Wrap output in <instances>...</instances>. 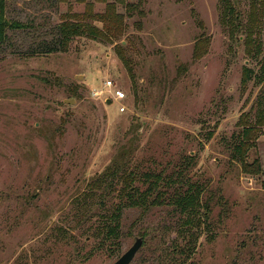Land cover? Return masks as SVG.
I'll return each instance as SVG.
<instances>
[{
    "label": "rangeland",
    "instance_id": "1",
    "mask_svg": "<svg viewBox=\"0 0 264 264\" xmlns=\"http://www.w3.org/2000/svg\"><path fill=\"white\" fill-rule=\"evenodd\" d=\"M141 1L129 14L116 0H7L25 27L0 45V264H111L138 236L132 264H160L173 206L125 208L119 251L105 223L162 169L206 185L208 225L187 264H264V81L245 75L264 64V0ZM111 2L126 15L120 39L35 53L59 48L63 20ZM108 79L127 99L94 96Z\"/></svg>",
    "mask_w": 264,
    "mask_h": 264
},
{
    "label": "trees",
    "instance_id": "2",
    "mask_svg": "<svg viewBox=\"0 0 264 264\" xmlns=\"http://www.w3.org/2000/svg\"><path fill=\"white\" fill-rule=\"evenodd\" d=\"M116 1L125 4L127 12L131 14L138 7L141 0H139L138 4L127 3L126 0ZM115 6L116 2H111L108 4L107 11L104 13L90 14V12L88 13L86 11L72 15L73 19L63 20L58 25L61 44L59 48L44 44V47L40 46V50H36L35 53H52L59 49L64 51L67 49L69 43L75 37L79 36L100 37L111 43L120 39L125 35L127 30L126 15L124 13H118ZM7 9V0H0V45L5 44L9 39L10 30L25 27V24L19 21H11L7 16ZM89 18L101 22L102 27L91 23ZM117 47L119 48L118 54L127 66L131 78H135L133 65L124 54L125 46L118 44ZM245 73L246 79L255 77L264 81V64L261 66V75L255 74L251 68H247ZM77 90V88L71 89L72 95H77ZM251 130L252 126L243 127L239 136V142L236 144L237 151L240 152L244 147V140L249 136ZM236 158L242 160L238 156ZM257 169H260V164L257 165ZM143 176L146 181L150 182L148 187L140 193L137 190L133 192L129 188L126 198L118 203L114 212L111 214L110 222L105 223L107 224L106 228L107 233H109V238H114V241H116L115 243L111 242L113 244L111 249L114 248L112 250L114 252L119 251L121 248L119 235L121 231L122 213L125 208L136 206L146 208L152 205L160 206L167 203L173 206L174 210L179 212L181 217L179 218L180 222L177 224V237L173 239L170 250L159 256L160 264H187L198 248L199 239L203 232L202 226L204 224L208 225L207 220L211 211L210 205L207 201H203L206 185L192 181L184 173L183 169H179L172 174H165V169L159 172L147 171ZM213 237L211 234L210 239Z\"/></svg>",
    "mask_w": 264,
    "mask_h": 264
},
{
    "label": "built area",
    "instance_id": "3",
    "mask_svg": "<svg viewBox=\"0 0 264 264\" xmlns=\"http://www.w3.org/2000/svg\"><path fill=\"white\" fill-rule=\"evenodd\" d=\"M94 96L102 98L104 102H106L107 99L112 100H118L123 101L127 99V94L124 92V90L118 88L112 80L108 79L104 81L103 88L100 90L94 91ZM126 108L125 104H120L119 110L124 111Z\"/></svg>",
    "mask_w": 264,
    "mask_h": 264
},
{
    "label": "water",
    "instance_id": "4",
    "mask_svg": "<svg viewBox=\"0 0 264 264\" xmlns=\"http://www.w3.org/2000/svg\"><path fill=\"white\" fill-rule=\"evenodd\" d=\"M106 103L110 104L111 100L107 99ZM143 244L144 238L142 236L136 237L134 243L111 264H132Z\"/></svg>",
    "mask_w": 264,
    "mask_h": 264
}]
</instances>
